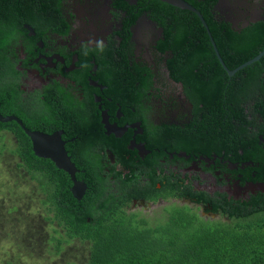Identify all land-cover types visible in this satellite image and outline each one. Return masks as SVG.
<instances>
[{
    "label": "flooded vegetation",
    "instance_id": "obj_1",
    "mask_svg": "<svg viewBox=\"0 0 264 264\" xmlns=\"http://www.w3.org/2000/svg\"><path fill=\"white\" fill-rule=\"evenodd\" d=\"M184 1L194 11L159 0H0L20 9L12 11L2 51L16 72L17 103L29 117L47 115L31 131L60 132L76 166L82 163L76 146L83 133L66 136L80 129L81 112L98 120L87 157L106 166L114 192L128 184L129 197L135 194L128 213L184 204L178 194L188 190L246 204L250 193H264V181L246 174L252 169L254 178L258 162L223 155L225 148L237 149L224 143L227 78L234 76L224 69L227 52L232 57L239 43H264V0ZM219 68L225 74L212 87ZM255 109L262 110L258 102ZM6 116L23 123L14 109ZM186 132L200 133L207 143L187 151L181 140ZM216 138L220 150L212 144ZM198 205L190 206L200 217L225 220Z\"/></svg>",
    "mask_w": 264,
    "mask_h": 264
},
{
    "label": "trees",
    "instance_id": "obj_2",
    "mask_svg": "<svg viewBox=\"0 0 264 264\" xmlns=\"http://www.w3.org/2000/svg\"><path fill=\"white\" fill-rule=\"evenodd\" d=\"M11 3H0V113L6 116L14 109L25 127L32 130L47 115L41 111L29 117L17 103L16 72L2 52L13 27L12 11L20 10ZM239 44L240 52L235 56L227 52L225 65L229 70L254 58L264 45L257 48ZM222 73L225 74L219 68L212 87L218 86ZM227 80V140L223 142L237 149L225 148L224 158L252 161L255 165L258 162V174L253 178L252 169L246 174L250 181H264V150L259 139H264V56ZM257 102L262 110L255 109ZM84 114L83 111L79 116L80 129L66 136L83 133L76 146L82 163L76 167L84 172L76 174V179L86 184V190L79 201L69 190V176L50 160L34 155L29 138L18 124L0 122L1 246L12 245L16 256L31 257L37 246L43 252L54 241L48 251L59 256L55 264H264V193H250L252 199L246 204L240 203L241 198L238 202L224 197L220 200L188 190L179 193L178 198L190 203L164 207L161 219L151 224L141 213L125 211L135 198L134 193L129 197L128 184L122 182L119 191L114 192L106 166L97 157H87L93 144L89 135L94 139L93 126L99 122ZM199 136L196 132L181 134L187 151L207 143ZM215 140L212 144L220 150V140ZM217 154L222 155L220 151ZM191 203L204 206L198 205L205 214H220L225 220H204L189 208ZM46 226H51L53 233L45 236ZM2 262L20 264L8 258Z\"/></svg>",
    "mask_w": 264,
    "mask_h": 264
},
{
    "label": "water",
    "instance_id": "obj_3",
    "mask_svg": "<svg viewBox=\"0 0 264 264\" xmlns=\"http://www.w3.org/2000/svg\"><path fill=\"white\" fill-rule=\"evenodd\" d=\"M173 7L179 8L181 10L194 11V9L188 5L184 0H159ZM264 55V50L261 51L254 58L246 61L245 63L238 66L236 69L229 71L226 67L224 69L227 71L229 76L234 75L237 71L243 69L244 67L250 65L251 63L258 61ZM14 121L16 122L26 136L30 139L32 144V151L34 155L38 158L50 160L54 166L63 172H65L72 182L70 187V192L76 200H80L86 190V184L83 181L76 179V173L78 172L76 166L72 163L70 157L68 156L64 142L61 139L60 132H54L52 134H45L40 131H31L27 129L23 123L17 119L15 116H2L0 113V122L7 123ZM190 203L188 200H184ZM208 215H213L209 213Z\"/></svg>",
    "mask_w": 264,
    "mask_h": 264
},
{
    "label": "rangeland",
    "instance_id": "obj_4",
    "mask_svg": "<svg viewBox=\"0 0 264 264\" xmlns=\"http://www.w3.org/2000/svg\"><path fill=\"white\" fill-rule=\"evenodd\" d=\"M165 207L170 206V203L164 204ZM189 207V206H188ZM193 212H195L197 215H200L199 210H197L195 207H189ZM141 212V216H143L144 218L147 219V222L153 224L154 222L158 221L159 219H161V216L164 215V210L161 207H153L151 208L148 212L144 213L141 210H139ZM204 220H216V218H211V217H206L203 218ZM45 236L46 233L47 234H52L53 230L51 229V226H46L45 227ZM58 236V234H57ZM53 244H55L54 241L50 242V245L53 246ZM2 244H0L1 246ZM48 245V247L46 249L43 250L40 246H37V249L35 250V256H31V257H25L23 255H20V257L16 256L14 253L17 252L16 249H13L12 245H3L0 247V264H4L2 261L3 259H11L15 262H20V264H55L58 259L59 256L54 254V252H49L48 249L51 248V246ZM13 252L12 254L9 252ZM57 264H60L57 263Z\"/></svg>",
    "mask_w": 264,
    "mask_h": 264
},
{
    "label": "bare ground",
    "instance_id": "obj_5",
    "mask_svg": "<svg viewBox=\"0 0 264 264\" xmlns=\"http://www.w3.org/2000/svg\"><path fill=\"white\" fill-rule=\"evenodd\" d=\"M112 187V186H111Z\"/></svg>",
    "mask_w": 264,
    "mask_h": 264
}]
</instances>
